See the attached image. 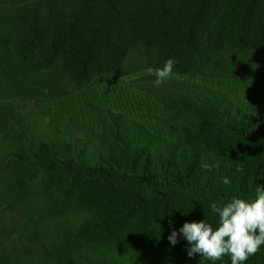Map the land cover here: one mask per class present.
I'll return each mask as SVG.
<instances>
[{
    "label": "trees",
    "instance_id": "obj_1",
    "mask_svg": "<svg viewBox=\"0 0 264 264\" xmlns=\"http://www.w3.org/2000/svg\"><path fill=\"white\" fill-rule=\"evenodd\" d=\"M133 48L147 66L127 70ZM187 53L189 78L201 83L147 89L153 126L110 112L80 145L33 132L23 114L25 103L60 102L73 84L128 78L155 60L184 71ZM226 84L256 88L254 100L232 101ZM257 184L264 0H0V264H231L229 255L189 258L184 238L168 236L204 219L215 230L211 203L250 201ZM78 226L86 230L68 233ZM95 226L106 239L123 230L126 242L145 244L87 248ZM242 264H264V245Z\"/></svg>",
    "mask_w": 264,
    "mask_h": 264
},
{
    "label": "rangeland",
    "instance_id": "obj_2",
    "mask_svg": "<svg viewBox=\"0 0 264 264\" xmlns=\"http://www.w3.org/2000/svg\"><path fill=\"white\" fill-rule=\"evenodd\" d=\"M138 49L133 48L130 50L129 55H127L128 60L125 62L127 70L138 66H147L142 64L143 62L140 60V56L136 53L131 55L132 52ZM190 56H193V54L189 55L187 53L182 62L181 67L184 71L173 69V74L169 78L170 80H176L179 83L186 81L195 82L196 84L199 83V81L189 78L192 75L188 72L191 71L190 69H186L185 63L190 61ZM160 62L155 60V68L163 67L165 63ZM146 70L147 68H142L140 73L115 81L107 80V82L104 79L95 80L88 84L86 88L75 87L76 84H71L72 87L69 89L70 93L62 101H53L43 105L41 108L35 106L33 102H28L25 103L26 106L24 107L23 114L26 116L28 125L32 126L33 132L35 131L39 135H43V137L52 136V138L57 140H76L80 145L82 144L81 141L93 137V131L100 132L99 122L105 116L110 117V112L114 114L123 113L127 118L145 121L149 126H153L157 123V116L159 117V114L152 95L148 96L147 89L150 91L158 87L154 86V83L145 77L147 76L145 74H148ZM223 88L228 92L232 101L238 102L239 104L243 103L247 105L250 101L254 100L252 91L256 90V88L244 84H226L223 85ZM174 205L175 209L173 212L182 214L186 211L179 204ZM76 223L82 225L80 221ZM167 224L169 223L167 222ZM82 226H78L75 231L69 229L68 233L73 235L83 233L86 229H83ZM92 229H94L92 230V237L90 235L83 243L87 248L93 245L90 242L92 240L99 247H103V244L108 241L106 248L117 251L118 253H124L129 248H134V250L139 249L136 245L140 241L135 240L134 244L126 242L122 236L123 230L115 231V233L112 231L118 238L113 236L109 240L104 237L105 235L101 228L95 226ZM182 243H185L182 246L186 252L189 245L185 239L182 240ZM144 244L145 242H140L139 245L142 247ZM169 252L171 250H168Z\"/></svg>",
    "mask_w": 264,
    "mask_h": 264
},
{
    "label": "clouds",
    "instance_id": "obj_3",
    "mask_svg": "<svg viewBox=\"0 0 264 264\" xmlns=\"http://www.w3.org/2000/svg\"><path fill=\"white\" fill-rule=\"evenodd\" d=\"M175 64V59L169 58L162 68H147L148 74L156 77L154 86L159 87L172 76ZM204 167L211 168L207 164ZM222 183L229 184V178L223 177ZM210 208L218 215L215 230L207 219L185 222L168 236L170 243L175 245L182 236L189 245V258L200 255L216 262L229 255L231 264H242L264 245V185H256L255 198L250 201L233 197L222 205L213 201Z\"/></svg>",
    "mask_w": 264,
    "mask_h": 264
}]
</instances>
